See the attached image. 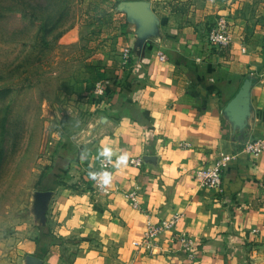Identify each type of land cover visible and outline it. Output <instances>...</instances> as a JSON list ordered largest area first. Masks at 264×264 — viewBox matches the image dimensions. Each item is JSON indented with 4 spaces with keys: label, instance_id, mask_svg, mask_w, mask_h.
Listing matches in <instances>:
<instances>
[{
    "label": "crops",
    "instance_id": "0c3cea01",
    "mask_svg": "<svg viewBox=\"0 0 264 264\" xmlns=\"http://www.w3.org/2000/svg\"><path fill=\"white\" fill-rule=\"evenodd\" d=\"M105 1L103 12L73 29L81 50L63 73L53 132L59 142L40 184L41 205L51 216L32 236L36 240L22 242L18 251L31 256L30 264H67L49 227L60 221L62 233L79 231L100 243L79 253L74 264L125 263L130 240L139 253H156L153 264H191L198 255L202 264H226L230 252L240 259L246 242L264 235V153L242 150L264 135V30L252 14H228L233 42L218 47L210 42L202 9L188 13L183 0L171 2L173 9H156L153 0ZM124 47L132 52L127 66L120 64ZM159 52L167 57L161 60ZM104 78L108 94L99 99L92 91ZM105 144L116 155H129L119 167L115 155L111 160L112 192L75 194L86 176L82 158L96 164ZM223 152L232 160L221 187H202L195 171ZM133 157L142 166L132 165ZM131 190L138 207L128 201ZM177 213L178 224L152 247L139 245L149 221ZM183 234L205 253L191 255L175 240Z\"/></svg>",
    "mask_w": 264,
    "mask_h": 264
},
{
    "label": "rangeland",
    "instance_id": "374dc122",
    "mask_svg": "<svg viewBox=\"0 0 264 264\" xmlns=\"http://www.w3.org/2000/svg\"><path fill=\"white\" fill-rule=\"evenodd\" d=\"M178 1L182 0H153V3L156 9L163 6L173 9L171 2ZM183 1L188 13L202 9L201 16L209 32L221 17L239 11L252 14L264 30V0ZM106 2L0 0V264H30L31 256L18 249H24L22 244L26 240H36L32 237L34 233L47 227L51 212L41 205L44 192L40 184L42 173L52 162L49 151L59 142H54L53 132L59 127L57 105L63 73L76 65L78 60L73 57L81 50L72 32L103 12L102 5ZM224 8H229V12L221 11ZM75 189L78 195L87 192L80 187ZM60 225L58 221L49 227L56 233L54 246L67 264H74L79 253L86 254L94 245H100L89 234L62 233L58 230ZM128 243L130 260L121 263L115 257L113 264H153L156 253L152 249L151 253L146 250L139 253L134 240ZM198 252L205 253L201 248ZM230 255L233 256L226 264H264V235L247 241L240 259L237 252ZM136 258L142 263H136ZM196 258L191 264H202L199 255Z\"/></svg>",
    "mask_w": 264,
    "mask_h": 264
},
{
    "label": "built area",
    "instance_id": "2783aa9c",
    "mask_svg": "<svg viewBox=\"0 0 264 264\" xmlns=\"http://www.w3.org/2000/svg\"><path fill=\"white\" fill-rule=\"evenodd\" d=\"M210 42L214 46L228 47L233 42V34L229 28L227 18L221 17L216 23L215 27L209 34ZM167 55L159 52V58L165 59ZM132 52L129 47L122 48L120 52V64L127 66L131 63ZM110 81L108 79H99L95 84L92 93L99 99H103L108 94V88ZM242 150L248 154H262L264 153V135L254 137L243 144ZM83 167L86 168L85 178L82 180V188L101 195H107L112 192V188L107 186L106 190L100 186L98 181L93 180L89 173L96 171L99 172L102 169H108L112 174V181L114 180V167L111 161L104 158H99L96 164L92 165L91 161L82 158ZM232 160L230 153L223 152L217 158L209 161L200 166L194 174L198 183L205 188H220L223 182V174L229 167ZM130 163L136 166H142L143 160L139 157H133L130 159ZM128 201L134 207H138L139 199L136 190H131L126 194ZM181 217V214L177 213L170 218L159 219L157 222L149 221L146 230L143 233L142 238L139 240V245H145L150 248L153 245V240L163 231L171 230L174 228ZM175 240L181 244L186 250L191 252V255H197L199 244L195 243L192 238L183 234L175 237Z\"/></svg>",
    "mask_w": 264,
    "mask_h": 264
},
{
    "label": "clouds",
    "instance_id": "9594fccd",
    "mask_svg": "<svg viewBox=\"0 0 264 264\" xmlns=\"http://www.w3.org/2000/svg\"><path fill=\"white\" fill-rule=\"evenodd\" d=\"M99 156L104 159L111 161L113 156H116V166L126 165L129 160V155L127 152H120L119 155H116L114 148L111 145H102L99 149ZM90 177L93 180L98 181L100 186L106 190L107 186H109L112 182V174L108 169H102L99 172L93 171L89 173Z\"/></svg>",
    "mask_w": 264,
    "mask_h": 264
}]
</instances>
